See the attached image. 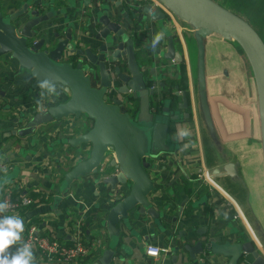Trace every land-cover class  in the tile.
I'll return each mask as SVG.
<instances>
[{
	"label": "crops",
	"instance_id": "crops-1",
	"mask_svg": "<svg viewBox=\"0 0 264 264\" xmlns=\"http://www.w3.org/2000/svg\"><path fill=\"white\" fill-rule=\"evenodd\" d=\"M99 2L103 0H93L90 5L87 0H0V12H16L24 5L28 11L50 12L48 45L58 32L59 38L71 36L69 43L83 47L82 38L92 37L100 29L91 23ZM147 3L159 5L164 18L148 21L140 13ZM104 7L134 39L136 61L153 91L148 95V112H141L140 98L131 97L130 91L117 97L125 100L140 122L149 123L146 118L152 112L153 123L164 125L162 150L149 159L147 169L153 180L147 197L155 217L134 209L126 222L119 221L115 235L102 230L109 208L131 186L130 182L117 184L110 192L102 185L100 172L111 152L97 173L74 180L63 192L64 174L89 153L86 144L70 147L67 140L87 131L92 120L68 116L37 126L26 136L12 134L24 126L35 109L64 101L68 94L60 85L53 86L54 93L32 87L29 72L20 70L8 55L0 56V158L8 165L0 175V199L4 194L25 192L32 201L15 213L0 216H19L24 223L21 237L25 229L35 225L39 232L66 246L82 241L89 248L85 257L69 263L34 253V264H232L230 256L211 252L209 242L247 241L264 259V163L257 94L242 49L235 41L218 35L204 39L203 103L195 28L187 19L156 0H109ZM159 33L163 38L153 47ZM185 36L194 41L195 57ZM169 37L179 61L164 57ZM68 54L65 51L62 60H67ZM93 81L97 86L98 80ZM114 92H108V100ZM200 170H207L211 181L197 180L195 175ZM199 242L203 252L191 258L183 245L196 246ZM149 245L163 250L155 257L147 255ZM250 259V254L243 253L237 264H248Z\"/></svg>",
	"mask_w": 264,
	"mask_h": 264
},
{
	"label": "water",
	"instance_id": "water-1",
	"mask_svg": "<svg viewBox=\"0 0 264 264\" xmlns=\"http://www.w3.org/2000/svg\"><path fill=\"white\" fill-rule=\"evenodd\" d=\"M107 1L97 4L95 19L91 23L100 29L92 37H81L83 47L69 43L71 36L59 38L58 32L53 34L55 40L48 45V28L51 24L47 22L53 16L50 12L43 14L39 9L28 11L26 5L16 12H0V56L8 55L16 60L20 70L29 72L33 79L32 87L42 89L40 84L48 82L52 87L63 86L68 94L64 101L39 111L35 109L24 126L12 131V134L26 136L33 133L37 126L68 116H85L92 120L87 131L67 140L70 147L86 144L84 146H89V153L64 174L63 192L68 191L74 180L87 173H97L107 152H111V157L100 172L105 190L112 192L117 184L130 182L129 192L109 208L102 221V230L110 236L117 233L119 221L126 222L128 213L134 209L146 211L155 217L147 197L153 190V180L147 169L149 159L162 150L165 132L164 125L160 127L158 123H153L151 117L154 113L151 112V117L146 118L149 123H142L129 113L125 100L117 97L130 91L131 97L140 98L141 112H148V95L153 91L147 87L136 61L134 39L121 26L115 14L105 12ZM156 1L187 19L195 28L198 80L203 103L206 102L204 39L212 34L218 35L235 41L242 49L251 67L256 88L264 163V42L261 37L246 20L214 0ZM92 2L87 0V5ZM130 5L133 6L134 2ZM140 13L152 22L164 18L159 5L144 4ZM43 23H46L44 28ZM40 34L41 37L37 39ZM53 43L55 45L51 47ZM166 46L164 57L179 61L178 56L174 55L170 37ZM65 51L69 57L62 60ZM93 78L98 80L97 86L92 84ZM112 90L115 91L114 95L108 100V92ZM209 244L211 252L230 256L232 264H237L243 253L251 256L248 264H264V259L249 241ZM195 245H183L191 258L195 253L203 252L201 242Z\"/></svg>",
	"mask_w": 264,
	"mask_h": 264
},
{
	"label": "built area",
	"instance_id": "built-area-1",
	"mask_svg": "<svg viewBox=\"0 0 264 264\" xmlns=\"http://www.w3.org/2000/svg\"><path fill=\"white\" fill-rule=\"evenodd\" d=\"M8 169V165L0 158V175ZM103 169V168H101ZM197 180L202 182L211 181L210 173L207 170H200L195 175ZM32 199L27 193L19 192L18 195L11 196L10 194H4L1 196L0 202H7L10 207L6 211L7 213H15L21 207L27 206L31 203ZM23 244H29L33 253L40 257H47L59 262L69 263L77 261L85 257L89 251L88 246L82 241H76L70 246H66L57 239L50 238L37 229L35 225H30L25 229L21 240L10 251H14L16 248ZM163 248L157 245H149L146 247V254L150 256H158ZM247 264V263H239Z\"/></svg>",
	"mask_w": 264,
	"mask_h": 264
},
{
	"label": "clouds",
	"instance_id": "clouds-1",
	"mask_svg": "<svg viewBox=\"0 0 264 264\" xmlns=\"http://www.w3.org/2000/svg\"><path fill=\"white\" fill-rule=\"evenodd\" d=\"M163 38V33L156 35L153 47ZM42 89H47L49 93H54L55 89L48 82L40 84ZM43 96L44 93L42 92ZM181 135H187L182 132ZM10 205L7 202L0 203V213H5ZM24 230L23 220L19 216H0V264H34V253L29 244H23L14 251L9 249L21 240V233Z\"/></svg>",
	"mask_w": 264,
	"mask_h": 264
},
{
	"label": "rangeland",
	"instance_id": "rangeland-1",
	"mask_svg": "<svg viewBox=\"0 0 264 264\" xmlns=\"http://www.w3.org/2000/svg\"><path fill=\"white\" fill-rule=\"evenodd\" d=\"M221 6L240 16L246 20L252 28L258 33L264 42V0H214ZM251 12V13H250ZM253 14H257L254 17ZM251 15V17H250ZM219 37V36H218ZM220 38V37H219ZM185 41L188 47L192 49V55L195 57L196 49L192 38L185 36ZM234 45V44H233ZM226 128H230L229 123H226ZM2 147H0V156ZM4 158V157H3ZM262 165V159H261ZM263 166V165H262ZM10 172V171H9ZM249 261V260H248Z\"/></svg>",
	"mask_w": 264,
	"mask_h": 264
},
{
	"label": "flooded vegetation",
	"instance_id": "flooded-vegetation-1",
	"mask_svg": "<svg viewBox=\"0 0 264 264\" xmlns=\"http://www.w3.org/2000/svg\"><path fill=\"white\" fill-rule=\"evenodd\" d=\"M92 84L95 86L94 81L91 79ZM129 111V109H128ZM129 113L132 115V113L129 111Z\"/></svg>",
	"mask_w": 264,
	"mask_h": 264
},
{
	"label": "trees",
	"instance_id": "trees-1",
	"mask_svg": "<svg viewBox=\"0 0 264 264\" xmlns=\"http://www.w3.org/2000/svg\"><path fill=\"white\" fill-rule=\"evenodd\" d=\"M251 13V12H250ZM255 15H257V14H253V16L252 17H254ZM250 17H251V15H250ZM31 195V194H30Z\"/></svg>",
	"mask_w": 264,
	"mask_h": 264
}]
</instances>
